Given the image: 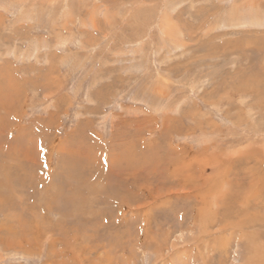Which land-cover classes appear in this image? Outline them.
Masks as SVG:
<instances>
[{
  "label": "rangeland",
  "instance_id": "1",
  "mask_svg": "<svg viewBox=\"0 0 264 264\" xmlns=\"http://www.w3.org/2000/svg\"><path fill=\"white\" fill-rule=\"evenodd\" d=\"M0 264H264V0H0Z\"/></svg>",
  "mask_w": 264,
  "mask_h": 264
}]
</instances>
